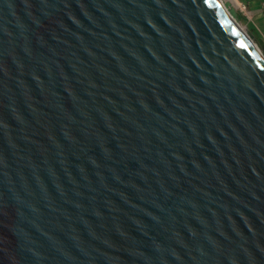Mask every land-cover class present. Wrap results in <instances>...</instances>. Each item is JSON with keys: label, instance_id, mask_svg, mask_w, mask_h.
<instances>
[{"label": "water", "instance_id": "95a60500", "mask_svg": "<svg viewBox=\"0 0 264 264\" xmlns=\"http://www.w3.org/2000/svg\"><path fill=\"white\" fill-rule=\"evenodd\" d=\"M0 264H264V51L228 0H0Z\"/></svg>", "mask_w": 264, "mask_h": 264}, {"label": "rangeland", "instance_id": "374dc122", "mask_svg": "<svg viewBox=\"0 0 264 264\" xmlns=\"http://www.w3.org/2000/svg\"><path fill=\"white\" fill-rule=\"evenodd\" d=\"M230 5L236 14L242 16L243 19L239 20L264 51V20L260 16L261 7H264V0H258L256 2L236 0L233 4L230 2Z\"/></svg>", "mask_w": 264, "mask_h": 264}, {"label": "trees", "instance_id": "16d2710c", "mask_svg": "<svg viewBox=\"0 0 264 264\" xmlns=\"http://www.w3.org/2000/svg\"><path fill=\"white\" fill-rule=\"evenodd\" d=\"M242 1H243V2H244V1H246V2H249V1L256 2V1H258V0H242ZM237 15H238V14H237ZM238 18L241 19V20L243 19L241 15H238Z\"/></svg>", "mask_w": 264, "mask_h": 264}, {"label": "crops", "instance_id": "0c3cea01", "mask_svg": "<svg viewBox=\"0 0 264 264\" xmlns=\"http://www.w3.org/2000/svg\"><path fill=\"white\" fill-rule=\"evenodd\" d=\"M261 18L264 20V7H261V13H260Z\"/></svg>", "mask_w": 264, "mask_h": 264}, {"label": "bare ground", "instance_id": "6f19581e", "mask_svg": "<svg viewBox=\"0 0 264 264\" xmlns=\"http://www.w3.org/2000/svg\"><path fill=\"white\" fill-rule=\"evenodd\" d=\"M235 1H236V0H228V2H229V3L231 2L232 4H233Z\"/></svg>", "mask_w": 264, "mask_h": 264}, {"label": "clouds", "instance_id": "9594fccd", "mask_svg": "<svg viewBox=\"0 0 264 264\" xmlns=\"http://www.w3.org/2000/svg\"><path fill=\"white\" fill-rule=\"evenodd\" d=\"M240 4V3H239Z\"/></svg>", "mask_w": 264, "mask_h": 264}]
</instances>
